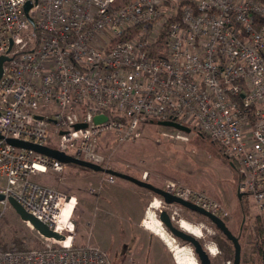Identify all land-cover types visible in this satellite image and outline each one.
<instances>
[{
    "label": "built area",
    "instance_id": "built-area-1",
    "mask_svg": "<svg viewBox=\"0 0 264 264\" xmlns=\"http://www.w3.org/2000/svg\"><path fill=\"white\" fill-rule=\"evenodd\" d=\"M113 1L0 0V219L12 197L67 233L63 240L38 234L39 247L0 252V264H113L100 247L75 244L72 213L83 201L33 180L71 164L6 138L110 169L97 150L104 134L116 145L138 138L146 122L193 126L230 161L251 215L264 217V2ZM98 115L107 118L95 122ZM172 130L168 136L187 139ZM104 174L108 183L117 179ZM163 189L229 217L202 191L174 181Z\"/></svg>",
    "mask_w": 264,
    "mask_h": 264
},
{
    "label": "rangeland",
    "instance_id": "rangeland-1",
    "mask_svg": "<svg viewBox=\"0 0 264 264\" xmlns=\"http://www.w3.org/2000/svg\"><path fill=\"white\" fill-rule=\"evenodd\" d=\"M121 4V0H114L112 7ZM138 131V138L116 145L114 141L109 143L113 133L104 134L97 149L104 158L102 164L138 179L147 174L144 180L159 188H164L168 181H174L206 193L229 211L227 226L235 236H239L240 224H244L242 242L247 248L250 225L260 217L251 215V205L243 199V207L249 212L247 218L244 217L242 203L236 193V174L219 145L208 137L200 136L193 126L191 132L186 134V140L168 136L174 134L173 130L157 125L156 121L140 124ZM105 178L106 175L102 172L72 164L62 173L48 171L46 174L33 176L34 181L83 201L84 206L78 210L79 214L72 213L76 222L75 244L100 247L113 264H177L173 251L166 242L144 225L148 220H159L161 210L170 215L173 211L177 212L172 219L174 225L178 226L183 219L203 231L200 242L205 247L214 245L216 249V255H210L211 264H230L224 260L212 241L213 228L200 222L194 213L179 206L177 209L174 206H164L154 193L134 184L121 182L120 179L108 183ZM154 198L161 202L158 209L149 206ZM161 226L163 227L162 223ZM57 230L65 239L66 231L60 227ZM166 233L172 237L167 231ZM13 235L31 237L34 240L31 243L33 247L41 245L38 233L23 222L9 205L0 219V236L8 241ZM172 238L175 245L188 246ZM191 253L196 264H199L190 248ZM242 258L245 255L241 254Z\"/></svg>",
    "mask_w": 264,
    "mask_h": 264
},
{
    "label": "water",
    "instance_id": "water-1",
    "mask_svg": "<svg viewBox=\"0 0 264 264\" xmlns=\"http://www.w3.org/2000/svg\"><path fill=\"white\" fill-rule=\"evenodd\" d=\"M28 7H29V4H26L25 9L27 10ZM4 60H5V57L0 58V75L2 71V62ZM38 118H41V116H38ZM106 118L107 117L105 115H98L94 117V121L100 122V121L106 120ZM157 125L161 127L179 130L186 134H189L191 132V129L189 127L181 125L173 121H157ZM83 127H85L84 123H78L75 125L76 129L83 128ZM6 142L10 144L11 146H14L17 148L34 150L35 152H38L45 156H49L64 164L77 165V166L89 169L91 171H94V172H102V173H106L109 175H113L118 179L128 181L140 188L146 189L154 193L156 196H158L161 199V201H163L167 205L175 204L179 207L187 209L188 211L192 213H196L198 215H201L207 218L232 243L233 248H234L233 264H241V245L239 243L238 236H235L231 232V230L227 227L223 219L213 215L212 213L208 211H205L201 207L191 204L188 201H185L179 197L173 196L167 193L166 191H164L163 188H159L146 180L138 179L132 175L119 172L113 169H105L98 164L75 158L57 149L50 148V147L43 146V145L34 144L31 142H27V141L14 139V138H6ZM237 197L240 199L241 195L237 194ZM3 198L4 196L0 194V200H2ZM8 202H9V205L15 211V213L20 217V219L23 222L31 225L32 228L41 236L48 238V239H52V240H63L64 239L63 235L59 234L58 232H55L46 223L40 221L39 219L34 217L32 214L25 211L24 208L21 206V204L18 203L14 198L9 197ZM158 218L160 222L162 223L165 231L171 234L172 237L179 239L181 242L188 245L193 250L196 256L197 262L199 264H211L210 253L208 252L207 247H205L200 242L198 237L183 230L180 227V225L178 226L174 225L173 220L171 219L170 215L165 210H161L159 212Z\"/></svg>",
    "mask_w": 264,
    "mask_h": 264
},
{
    "label": "trees",
    "instance_id": "trees-1",
    "mask_svg": "<svg viewBox=\"0 0 264 264\" xmlns=\"http://www.w3.org/2000/svg\"><path fill=\"white\" fill-rule=\"evenodd\" d=\"M264 2V0H259ZM198 133V132H196ZM202 137H207L202 133H198ZM221 150V149H220ZM222 152V150H221ZM242 203V212L245 218H247L248 211H246L245 207H243V198L239 200ZM197 219L200 222H204L209 224L213 228V235L212 241L217 246L219 252L223 255L224 260L233 264V257H234V248L232 243L220 232L211 222L196 213H194ZM229 217L225 218L224 221L226 225H228ZM240 234L238 236L239 243L241 245V254L245 255V258L241 259V263H252V264H264V218H256L250 225V232H249V247H244L243 245V231L245 226L243 223L240 224ZM228 227V226H227ZM179 240V239H178ZM34 240L31 237H27L25 235H13L10 240H4L0 236V252H22L33 248L31 243Z\"/></svg>",
    "mask_w": 264,
    "mask_h": 264
},
{
    "label": "bare ground",
    "instance_id": "bare-ground-1",
    "mask_svg": "<svg viewBox=\"0 0 264 264\" xmlns=\"http://www.w3.org/2000/svg\"><path fill=\"white\" fill-rule=\"evenodd\" d=\"M160 204H161V202L157 198H154L149 206L153 209H158L160 207ZM149 214H151V213H148V215ZM144 225H145L146 229H148L151 232H153L154 234L158 235L160 237V239H162L166 242L167 246H169L170 249L173 251L175 262L177 264H196L195 258L193 256H191L192 253L190 254V248L188 246H177V245H175L174 239L166 233L165 229L161 226L160 220H158L156 218L153 221L148 220V221H146V224H144ZM179 225L183 230L195 235L198 238H200L202 235L203 231L201 232V229L198 226L193 225L189 221L181 219L179 221ZM207 250L210 253V255H216V249H215L214 245L210 244L209 246H207Z\"/></svg>",
    "mask_w": 264,
    "mask_h": 264
},
{
    "label": "crops",
    "instance_id": "crops-1",
    "mask_svg": "<svg viewBox=\"0 0 264 264\" xmlns=\"http://www.w3.org/2000/svg\"><path fill=\"white\" fill-rule=\"evenodd\" d=\"M231 164V163H230ZM232 166V165H231ZM233 168V167H232ZM233 170H234V168H233ZM234 173L236 174V172H235V170H234ZM236 177H237V174H236ZM142 178V177H141ZM118 179V178H117ZM119 180V179H118ZM120 181L121 182H125V183H130V182H128V181H125V180H122V179H120ZM237 182V181H236ZM130 184H132V183H130ZM236 193H237V191H236ZM238 198V197H237ZM239 199V198H238ZM240 200V199H239ZM226 208V207H225Z\"/></svg>",
    "mask_w": 264,
    "mask_h": 264
}]
</instances>
